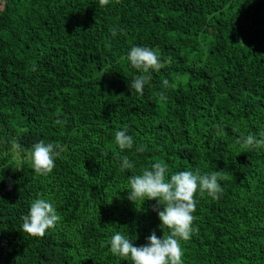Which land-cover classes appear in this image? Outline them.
Returning <instances> with one entry per match:
<instances>
[{
	"label": "trees",
	"instance_id": "obj_1",
	"mask_svg": "<svg viewBox=\"0 0 264 264\" xmlns=\"http://www.w3.org/2000/svg\"><path fill=\"white\" fill-rule=\"evenodd\" d=\"M134 45L165 65L143 94L128 87ZM124 125L147 147L122 171ZM236 126L264 132V0H0V264H132L106 241L163 235L155 201L125 190L157 161L222 177L219 199L197 197L184 264H264V149L239 148ZM41 140L63 147L47 176L14 159ZM40 196L61 221L35 237L22 217Z\"/></svg>",
	"mask_w": 264,
	"mask_h": 264
},
{
	"label": "clouds",
	"instance_id": "obj_2",
	"mask_svg": "<svg viewBox=\"0 0 264 264\" xmlns=\"http://www.w3.org/2000/svg\"><path fill=\"white\" fill-rule=\"evenodd\" d=\"M107 4L108 0H99ZM131 68L136 70L131 81H128L130 91L143 94L145 86L151 81L153 72H159L165 65L160 53L148 46L134 45L127 54ZM165 85L169 82L163 81ZM161 99L166 100L164 91ZM238 133L236 144L243 150L264 149V132L259 135L247 133L236 126ZM215 135H223V126L215 127ZM114 143L118 146L119 168L123 171L133 169L135 161L126 150L142 153L146 145L137 144L135 137L129 134L128 125L115 132ZM15 149L20 145L14 144ZM63 147L57 143L41 140L30 150L31 167L34 173L47 176L56 166V159L61 155ZM219 171L201 172L199 169L170 172L169 165L160 161L149 167L140 169L139 174L130 175L125 190L127 199L134 204H144L145 201H155L152 211L156 212L160 224L158 228L163 235L158 237L153 230L146 238V243L137 246L127 234L116 231L107 239L109 251L122 260L130 259L132 264H184L182 242L192 238L194 232V213L198 205V196L205 193L213 199H219L223 192ZM147 211L146 209H142ZM22 228L31 236L43 237L49 230L57 227L61 216L57 203L50 197L40 196L32 201L29 211L23 217ZM167 229V234H165Z\"/></svg>",
	"mask_w": 264,
	"mask_h": 264
},
{
	"label": "rangeland",
	"instance_id": "obj_3",
	"mask_svg": "<svg viewBox=\"0 0 264 264\" xmlns=\"http://www.w3.org/2000/svg\"><path fill=\"white\" fill-rule=\"evenodd\" d=\"M30 150L31 149H27L25 151H28V152H25L24 154L21 153V152H15L14 154V159L17 160V161H27V162H31L30 161Z\"/></svg>",
	"mask_w": 264,
	"mask_h": 264
}]
</instances>
